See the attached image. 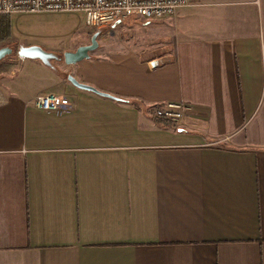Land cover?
<instances>
[{"label": "crops", "instance_id": "crops-1", "mask_svg": "<svg viewBox=\"0 0 264 264\" xmlns=\"http://www.w3.org/2000/svg\"><path fill=\"white\" fill-rule=\"evenodd\" d=\"M194 2L163 52L0 77V264H264V0ZM167 101L185 128L154 119Z\"/></svg>", "mask_w": 264, "mask_h": 264}, {"label": "rangeland", "instance_id": "rangeland-1", "mask_svg": "<svg viewBox=\"0 0 264 264\" xmlns=\"http://www.w3.org/2000/svg\"><path fill=\"white\" fill-rule=\"evenodd\" d=\"M196 3V2H195ZM195 3H192L194 5ZM184 7L179 15L161 19L147 20L137 16H131L112 27L87 31L85 28L84 14L81 12H43V13H16L5 16L8 22L9 37L0 40V48L8 46L13 48V53L4 57L0 62V77L10 80L12 77H20L25 81V86L35 89H43L55 81L57 72L62 69H73L77 64H66L62 56L66 51H74L76 48L88 44L92 35L99 32V48L92 51L90 56H100L108 50L134 48L136 50L158 49L165 51L174 37L177 26L186 23L188 8ZM195 8L192 7L191 12ZM190 12V13H191ZM192 15V14H191ZM179 27V26H178ZM35 44L57 54L63 60L54 61L52 67L39 60H27L18 54L21 46ZM34 61V62H33ZM13 71L14 76L10 74ZM72 75L69 73L68 76ZM74 76V75H72ZM29 77V81H28ZM75 77V76H74ZM0 78V82H1ZM2 79V80H3ZM6 81V82H8ZM5 86V85H4ZM47 89V88H46ZM59 92V91H57Z\"/></svg>", "mask_w": 264, "mask_h": 264}, {"label": "built area", "instance_id": "built-area-1", "mask_svg": "<svg viewBox=\"0 0 264 264\" xmlns=\"http://www.w3.org/2000/svg\"><path fill=\"white\" fill-rule=\"evenodd\" d=\"M195 3L194 0H0V14L43 12H81L85 29L89 32L112 27L131 16L147 20L175 16L179 8ZM40 110L60 112L71 108L66 96L46 94L33 98ZM195 114V107L184 101H167L154 107V119L175 129L185 128Z\"/></svg>", "mask_w": 264, "mask_h": 264}, {"label": "water", "instance_id": "water-1", "mask_svg": "<svg viewBox=\"0 0 264 264\" xmlns=\"http://www.w3.org/2000/svg\"><path fill=\"white\" fill-rule=\"evenodd\" d=\"M99 35H100L99 32H95L92 35V38L89 44H84L76 48V50L74 51L72 50L66 51L63 55V59L65 63L71 65V64H75L80 61H83L85 59H89L91 52L98 49L100 46L98 43ZM12 53H13V48H10L8 46L1 47L0 48V62L4 57ZM18 54L21 58L41 60L44 64L48 66H53V60L57 58V54L51 52V50L48 51L44 49L43 47H40L35 44L21 46ZM68 79L73 85L77 86L78 88L92 91L99 95L109 96L108 94L102 91H99L97 88H95L92 85L79 82L78 78L76 79V77L72 75L68 76Z\"/></svg>", "mask_w": 264, "mask_h": 264}, {"label": "trees", "instance_id": "trees-1", "mask_svg": "<svg viewBox=\"0 0 264 264\" xmlns=\"http://www.w3.org/2000/svg\"><path fill=\"white\" fill-rule=\"evenodd\" d=\"M7 15H3V14H0V40H4L6 39L7 37H9V33H10V30L9 29V25H8V22L6 21V17ZM53 68H55L54 66H52ZM111 96V95H109ZM113 97V96H111ZM116 99L118 97H115ZM119 100H124V99H121V98H118Z\"/></svg>", "mask_w": 264, "mask_h": 264}, {"label": "flooded vegetation", "instance_id": "flooded-vegetation-1", "mask_svg": "<svg viewBox=\"0 0 264 264\" xmlns=\"http://www.w3.org/2000/svg\"><path fill=\"white\" fill-rule=\"evenodd\" d=\"M89 44V43H88ZM62 58H63V56H62ZM61 57H59V56H57V58L56 59H54V61H60V60H63Z\"/></svg>", "mask_w": 264, "mask_h": 264}]
</instances>
